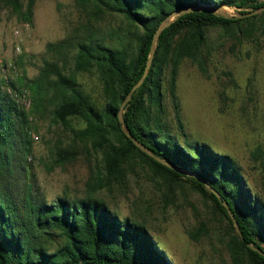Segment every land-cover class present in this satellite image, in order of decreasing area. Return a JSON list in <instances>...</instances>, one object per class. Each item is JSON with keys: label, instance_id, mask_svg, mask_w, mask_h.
Wrapping results in <instances>:
<instances>
[{"label": "trees", "instance_id": "1", "mask_svg": "<svg viewBox=\"0 0 264 264\" xmlns=\"http://www.w3.org/2000/svg\"><path fill=\"white\" fill-rule=\"evenodd\" d=\"M75 1L81 19L67 36L47 43L51 58L45 59L38 74L0 79V264H174L145 223L120 217L97 195L122 184L126 169L136 161L160 177L167 196L188 185L207 202L214 216L226 221L225 244L233 264H264V196L248 183L232 155L189 137L176 94L184 59L207 71L204 48L212 28L233 31L258 17L227 18L212 9L230 6L246 13L264 6V0ZM4 8L31 20L34 0H29L26 10L23 0H0V12ZM184 9L190 10L162 31L150 72L124 111L132 134L172 164L169 166L143 151L126 134L119 111L144 74L156 31L171 13ZM111 13L125 20L126 29L111 32L112 41L108 42L97 24ZM81 72L98 75L102 101L84 88L78 78ZM4 85L20 94L27 90L31 109L26 110ZM164 87L175 100L182 134L173 133L165 120ZM48 111L73 135L68 145H56L57 165L78 157L77 142L102 156L83 197L58 196L48 202L34 191L28 159L32 153L30 115L42 117ZM73 120L82 126L73 125ZM252 156L261 160L264 170L263 147L255 148ZM189 234L198 240L211 235V227L202 221Z\"/></svg>", "mask_w": 264, "mask_h": 264}, {"label": "rangeland", "instance_id": "2", "mask_svg": "<svg viewBox=\"0 0 264 264\" xmlns=\"http://www.w3.org/2000/svg\"><path fill=\"white\" fill-rule=\"evenodd\" d=\"M23 2L26 10L29 0ZM224 9L235 15L241 10L230 6ZM255 15L258 17L253 23H244L240 29L225 32L222 28H212L204 48L207 71L202 72L197 63L184 59L179 68L176 94L189 137L204 140L216 150L232 155L248 183L264 196L262 162L252 156L258 146L264 149V11ZM80 19L75 0H34L31 20L4 8L0 12V70L6 68L11 80H17L24 73L35 77L45 59L51 58L47 43L67 36ZM25 21L30 22L29 29L23 27ZM97 27L106 41L111 42L110 33H123L126 22L120 15L111 13ZM15 29L20 32L16 34ZM78 78L93 98L103 100L96 73L81 72ZM164 88L165 120L173 133L182 134L175 100L167 87ZM21 96L18 101L30 110L33 103L29 92L25 90ZM23 99H31V104L27 106ZM71 123L82 126L77 120ZM30 125L29 175L35 193L48 202L58 196H85L88 180L98 168L101 154L77 142L78 157L57 165L55 147L59 143H71V130L56 122L49 111L42 117L31 113ZM165 193L160 177L136 161L126 169L122 184L102 189L97 195L120 217L130 216L145 223L174 264H233L225 244L226 221L214 216L207 202L188 185L177 187L170 196ZM202 221L208 222L211 235L198 240L191 238L189 232Z\"/></svg>", "mask_w": 264, "mask_h": 264}, {"label": "water", "instance_id": "3", "mask_svg": "<svg viewBox=\"0 0 264 264\" xmlns=\"http://www.w3.org/2000/svg\"><path fill=\"white\" fill-rule=\"evenodd\" d=\"M186 10H190V9H186ZM185 9L184 10H179V11H175L173 13H171V15L169 17H167L163 22L162 24L160 25V27L158 28V30L156 31L155 35H154V39H153V43H152V47H151V51H150V55H149V59H148V63H147V66L145 68V71H144V74L142 75V77L138 80V82L132 87V89L130 90V92L127 94L123 104L121 105V108H120V111H119V117H120V120L123 124V129L124 131L126 132L127 135H129L130 137H132V139L134 140V142L145 152H147L149 155L155 157L157 160L169 165V166H172V164H170L168 161L160 158L159 156L155 155L154 152L149 149L146 145H144L141 141H139L131 132V130L129 129L128 125L126 124V121H125V118H124V111H125V108L127 106V104L131 101L132 97H133V93L135 92V90H137L138 88H140L142 86V84L144 83L146 77L148 76L149 72H150V69H151V66H152V63H153V60H154V56H155V53H156V49H157V43H158V39L162 33V31L172 22L175 20V18L180 15L181 13H183L184 11H186ZM213 12H217L218 14L224 16V17H227V18H232V17H247V16H251V15H255L261 11H264V6L262 7H259L255 10H252V11H249V12H246V13H240V14H232V13H229L228 11H226L224 9V7H219V8H215V9H212ZM177 170L179 171H182L184 172L183 170L181 169H178ZM188 173V172H187ZM207 186L209 187L210 190L214 191L215 193H217L218 195H220L210 184H207ZM226 205L228 206V204L226 203ZM229 207V206H228ZM230 210V208H229ZM230 214H231V217L234 221V224L237 228V231L241 234V228H240V225L237 221V219L235 218V215L234 213L230 210ZM254 249H257L259 250L257 247L255 246H252Z\"/></svg>", "mask_w": 264, "mask_h": 264}, {"label": "built area", "instance_id": "4", "mask_svg": "<svg viewBox=\"0 0 264 264\" xmlns=\"http://www.w3.org/2000/svg\"><path fill=\"white\" fill-rule=\"evenodd\" d=\"M23 27L26 29L30 28V22L29 21H25L23 23ZM20 32L19 29H15V33L18 34ZM18 50H21L20 46H17ZM6 78V80L8 81V76L6 75V68L3 69V71L0 70V79L2 78ZM5 86V90L10 93L13 97H15L17 100H21L22 96L20 93L14 91L12 89V87H10L9 85H4ZM26 97V96H24ZM24 104H26L27 106H29L31 104V99H23Z\"/></svg>", "mask_w": 264, "mask_h": 264}]
</instances>
